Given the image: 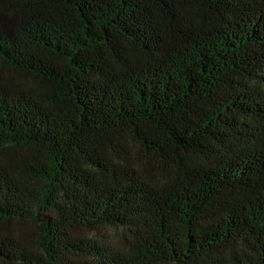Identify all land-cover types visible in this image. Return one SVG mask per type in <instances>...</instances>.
<instances>
[{"label": "trees", "instance_id": "trees-1", "mask_svg": "<svg viewBox=\"0 0 264 264\" xmlns=\"http://www.w3.org/2000/svg\"><path fill=\"white\" fill-rule=\"evenodd\" d=\"M0 264H264V0H0Z\"/></svg>", "mask_w": 264, "mask_h": 264}]
</instances>
